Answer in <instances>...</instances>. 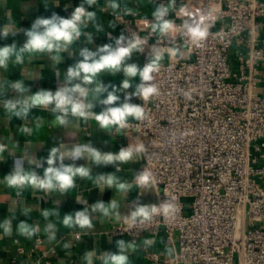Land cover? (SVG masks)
<instances>
[{"label":"built area","instance_id":"1","mask_svg":"<svg viewBox=\"0 0 264 264\" xmlns=\"http://www.w3.org/2000/svg\"><path fill=\"white\" fill-rule=\"evenodd\" d=\"M151 3L169 7L174 33L153 32V16L140 9L110 11L128 37L145 39L136 51L140 68L151 50H164L148 81L156 91L137 97L143 118L114 126L143 146L135 176L151 174L153 204L168 200L176 211L143 224L126 218L108 233L135 241L164 231L171 256L146 254L158 264H264V95L257 91L264 82V0ZM202 12L210 13L208 35L193 42L184 23ZM34 229L30 247L16 251L28 264H51L50 251L40 253V226ZM71 234L78 239L83 230Z\"/></svg>","mask_w":264,"mask_h":264},{"label":"crops","instance_id":"2","mask_svg":"<svg viewBox=\"0 0 264 264\" xmlns=\"http://www.w3.org/2000/svg\"><path fill=\"white\" fill-rule=\"evenodd\" d=\"M84 5L86 12L94 13L92 19L84 20L80 25L81 35L67 48L60 51L20 53V46L26 40L25 30L29 29L38 17L48 18L53 13L69 18L75 7ZM156 6L151 0H0V28L9 26L8 36L0 37V47L17 45L6 66L0 67V225L10 221V231L0 227V264H28L26 254H18L16 248L30 247L36 232L31 235L22 233L20 223L25 222L30 229L38 224L44 242L40 253L49 250L51 264H87L84 254L94 250L92 264H102V253H116L117 241L133 242L134 250H128V264H158L146 257L149 252L157 253L160 258L171 256L172 247L165 244L164 231L153 238L148 234L132 241L126 235H109L110 227L127 218L137 204L151 205L156 200L155 190L150 184L147 188L137 187L135 173L139 166L140 153L134 161L116 164H95L85 153V159L71 160L65 158L64 164H75L90 169L87 177L77 175L74 186L65 192L60 190H43L26 185L10 187L5 176L12 172L14 163L23 160L25 170L35 171L43 176L47 167L46 158L52 147H59L61 153L67 154L75 145H91L102 153L116 154L121 148L133 145L124 136L122 129L109 125L102 128L95 119V114L104 110L105 105L98 103L106 98L107 92L97 94L93 89L100 83L120 95L124 101L126 93H134L140 83L139 76L130 80L131 87L123 89L121 82L126 79L123 71L104 70L96 74L91 83L73 80L89 89L87 97H73L95 104L89 108V115L80 117L70 110L61 123L54 111V105L36 104L34 95L40 90L55 92L63 87L67 80V69L82 60L79 52L83 48L96 52L105 44H113L119 36L128 37L122 27L117 25L110 11L128 12L140 9L142 16H152ZM19 56V59H18ZM140 67V57L136 51L126 61ZM19 81L22 91L15 90L14 82ZM257 91L264 95V82H260ZM16 102L15 109L7 105ZM131 103L136 104L137 96H132ZM129 120H134L129 118ZM41 162V164H40ZM117 167L119 171H117ZM115 174L121 182L129 184L128 190H120L116 186L108 188L100 180L101 175ZM116 201L118 208L105 216L100 211H93V205ZM47 210V218L42 212ZM87 210L93 227L84 228L80 238L75 239L69 228L63 225L66 214ZM58 213V214H57ZM55 226V239L49 240L47 225Z\"/></svg>","mask_w":264,"mask_h":264},{"label":"clouds","instance_id":"3","mask_svg":"<svg viewBox=\"0 0 264 264\" xmlns=\"http://www.w3.org/2000/svg\"><path fill=\"white\" fill-rule=\"evenodd\" d=\"M94 0H89V3ZM180 11H183L181 8ZM170 9L168 6L159 5L152 13L153 21L151 29L153 32L159 31L161 36H166L169 33H174L177 26L170 19ZM187 15V13H185ZM94 13L86 12L84 5L76 7L69 18L61 17L53 13L50 17H38L34 20L31 27L25 30L26 40L20 46V53L28 52H53L60 51L62 48H67L75 39L81 35L80 25L84 20L92 19ZM210 18V13L202 12L198 18L186 20L184 28L185 35L190 37L193 42L203 40L208 35V25L204 23L205 19ZM11 32L9 26L0 28V37H7ZM146 43L145 39L134 36L124 37L119 36L113 44H105L96 52L90 51L87 48L80 50L79 55L82 60L67 69V80L63 87H59L55 92L50 90H40L33 94L36 104L44 106L54 105V111L63 115L58 116L61 123L65 122L66 114L70 112L73 115L86 117L90 113L89 108H94L95 104L85 103L84 100L73 99V97H87L89 89L82 87L79 83L72 84L73 80H83L86 84L91 83L93 77L104 70H111L114 72L123 71L126 79L121 82L123 89H128L132 85L130 80L139 76L140 83L136 85L134 93H126L123 102L120 101V95L115 91H108L104 84L100 83L93 91L97 94L107 92L106 98L99 100L98 103L105 105V108L100 113L95 114L96 122L102 127L109 125H118L125 127L129 118L142 119L144 116L143 108L140 105L131 103L132 96L140 98H147L156 90L154 86L148 84L152 79L151 73L159 69V62L161 61L164 50L153 49L148 56V62L143 68L138 67L135 63H126L132 56L134 51L143 52V45ZM17 45H5L0 47V67L6 66L10 56L16 52ZM150 57V58H149ZM19 59V56H18ZM15 90L21 92L22 85L19 81L14 82ZM10 109H15L16 102L9 101L7 105ZM143 151V146L128 145L126 148H121L116 154L102 153L92 147L91 145H75L67 154L61 153L59 147H52L48 157L46 158L47 167L44 169L43 176L38 175L35 171L25 170L23 160L14 163L11 173L5 176V181L10 187H24L26 185L37 187L43 190H60L67 191L74 186V178L79 175L87 177L90 169L84 166H75V164H64L65 158H70L75 161L78 159H85V153L88 154L97 165L99 164H116L128 163L134 161V157ZM41 164V162H40ZM117 171L119 168L117 167ZM100 180L105 183L108 188L116 186L120 190H128L129 184L121 182L115 174L101 175ZM152 182L151 174L145 169L136 175L135 183L137 187L147 188ZM93 211H100L105 216L109 215L112 210L118 208L116 201H110L107 206L104 202H97L93 206ZM176 211V207L168 200L159 205H142L137 204L127 218L133 223H146L153 219L158 214L172 215ZM42 216L48 217L49 212L43 211ZM58 214V213H57ZM63 225L69 228L79 227L92 228V220L87 210L76 211L74 214H66L63 217ZM5 231H10V221H4L3 225ZM20 230L22 233L31 235L35 229H30L25 222H21ZM46 231L50 233L49 240L55 239V226L48 224ZM118 251L116 253L104 252L101 255L102 264H128V250H134L135 244L133 242H125L124 240L117 241ZM94 250L88 251L84 254V259L87 264H92Z\"/></svg>","mask_w":264,"mask_h":264}]
</instances>
